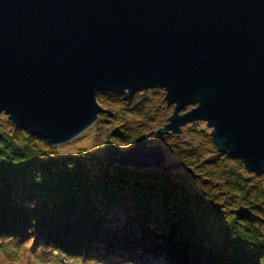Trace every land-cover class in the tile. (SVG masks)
<instances>
[{
  "label": "water",
  "instance_id": "1",
  "mask_svg": "<svg viewBox=\"0 0 264 264\" xmlns=\"http://www.w3.org/2000/svg\"><path fill=\"white\" fill-rule=\"evenodd\" d=\"M155 88L173 106L156 134L205 122L220 154L264 175V0H0V114L13 127L60 147L104 113L97 93ZM98 155L193 173L146 135L122 150L106 134ZM234 214L264 225L247 207Z\"/></svg>",
  "mask_w": 264,
  "mask_h": 264
},
{
  "label": "trees",
  "instance_id": "2",
  "mask_svg": "<svg viewBox=\"0 0 264 264\" xmlns=\"http://www.w3.org/2000/svg\"><path fill=\"white\" fill-rule=\"evenodd\" d=\"M163 96L97 93L106 111L87 133L98 131L97 143L76 146L88 137L80 138L72 153L0 114V264H264V225L234 214L243 206L264 218V175L220 154L205 122L156 134L173 110ZM140 125L150 145L194 174L100 159L106 134L127 149Z\"/></svg>",
  "mask_w": 264,
  "mask_h": 264
},
{
  "label": "rangeland",
  "instance_id": "3",
  "mask_svg": "<svg viewBox=\"0 0 264 264\" xmlns=\"http://www.w3.org/2000/svg\"><path fill=\"white\" fill-rule=\"evenodd\" d=\"M163 94H164V91H163ZM164 97V96H163ZM101 108H103V110H104V112L106 111V109L103 107V106H101ZM192 108V107H191ZM191 108H189V109H187V110H183L182 112H181V114H183V113H185V112H187V111H189ZM173 111V110H172ZM100 115V114H99ZM171 115V114H170ZM99 118V117H98ZM135 119H137V118H135ZM192 124V123H191ZM183 128V127H182ZM138 129H141L140 130V133L137 135V137L138 136H141V135H146L147 136V132L144 130V129H146V127H144V126H142V125H140V127L138 128ZM88 131H89V129L86 131V132H84L83 134H81L80 136H78L76 139H74L73 141H71L70 143H68V144H66V145H63V146H60V147H58V148H63L62 150H60L61 152H64V153H72L73 152V150H74V148H75V146H73V147H71V146H68V145H70L72 142H74V141H78V140H80V138L81 139H83V138H85L86 136L88 137V138H86L87 140H82L81 142H79V143H77L76 144V146H85V147H88V148H94L95 146V142L97 141V135H98V131H96V130H91L89 133L90 134H88L87 135V133H88ZM179 136V135H178ZM136 137V138H137ZM149 140H150V138L149 137H147ZM97 143V142H96ZM113 144V143H112ZM150 145V144H149ZM152 145H158V144H152ZM115 146H117L118 148H120V149H122V150H126V148H123V146H120V145H115ZM160 146V145H159ZM128 149V148H127ZM167 157V156H166ZM168 159V158H167ZM175 161H178V160H175ZM168 162H174L173 160H169L168 159ZM178 162H182V161H178ZM182 163H184V162H182ZM185 164V163H184ZM186 165V164H185ZM187 166V165H186ZM189 168H191L192 170L194 169L193 167H191V166H188ZM194 171L195 170H193V173L192 174H190V175H193L194 174ZM171 172V171H170ZM238 207H243V206H238ZM238 207H236L235 209H237ZM254 225H257V224H254ZM37 264H40V263H37Z\"/></svg>",
  "mask_w": 264,
  "mask_h": 264
}]
</instances>
